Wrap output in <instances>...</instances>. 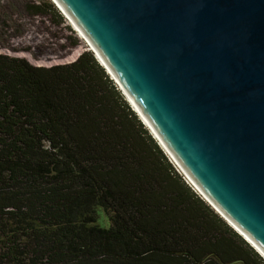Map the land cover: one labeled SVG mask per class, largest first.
Returning a JSON list of instances; mask_svg holds the SVG:
<instances>
[{
  "label": "trees",
  "instance_id": "16d2710c",
  "mask_svg": "<svg viewBox=\"0 0 264 264\" xmlns=\"http://www.w3.org/2000/svg\"><path fill=\"white\" fill-rule=\"evenodd\" d=\"M21 5L54 25L66 22L51 0ZM66 28L71 47L84 45ZM0 264L264 257L188 181L84 46L52 65L0 51Z\"/></svg>",
  "mask_w": 264,
  "mask_h": 264
},
{
  "label": "water",
  "instance_id": "95a60500",
  "mask_svg": "<svg viewBox=\"0 0 264 264\" xmlns=\"http://www.w3.org/2000/svg\"><path fill=\"white\" fill-rule=\"evenodd\" d=\"M54 2L181 172L264 254V0Z\"/></svg>",
  "mask_w": 264,
  "mask_h": 264
},
{
  "label": "rangeland",
  "instance_id": "374dc122",
  "mask_svg": "<svg viewBox=\"0 0 264 264\" xmlns=\"http://www.w3.org/2000/svg\"><path fill=\"white\" fill-rule=\"evenodd\" d=\"M21 1L0 2V5L6 2L3 5L6 10H0V51L25 56L34 64L52 65L72 61L84 46L88 47L83 39L81 43L84 45H69L70 32L66 24L72 26V23L68 19L65 23L54 25L49 17L27 14Z\"/></svg>",
  "mask_w": 264,
  "mask_h": 264
},
{
  "label": "bare ground",
  "instance_id": "6f19581e",
  "mask_svg": "<svg viewBox=\"0 0 264 264\" xmlns=\"http://www.w3.org/2000/svg\"><path fill=\"white\" fill-rule=\"evenodd\" d=\"M53 2H54V0H53ZM55 3V2H54ZM56 6H57V4H56ZM58 7V6H57ZM60 8V7H59ZM61 9V8H60ZM64 13V12H63ZM66 15V14H65ZM66 17V19H68L67 18V16H65ZM69 20V19H68ZM70 21V20H69ZM77 30V29H76ZM78 31V30H77ZM78 35L84 40V37L82 36V34H80V32L78 33ZM85 41V40H84ZM86 42V41H85ZM87 43V42H86ZM88 45V44H87ZM231 224H230V223ZM228 223L231 225V226H233V227H235L236 229H237V231L239 230L231 221H229ZM240 231V230H239ZM241 232V231H240ZM242 233V232H241ZM243 234V233H242ZM244 235V234H243ZM244 237L246 238V240L247 241H249L254 247H255V249H257L258 251H259V253L264 257V254L244 235Z\"/></svg>",
  "mask_w": 264,
  "mask_h": 264
},
{
  "label": "clouds",
  "instance_id": "9594fccd",
  "mask_svg": "<svg viewBox=\"0 0 264 264\" xmlns=\"http://www.w3.org/2000/svg\"><path fill=\"white\" fill-rule=\"evenodd\" d=\"M59 8V7H58ZM60 10V9H59ZM61 11V10H60ZM63 14V13H62ZM64 15V14H63ZM73 26V25H72ZM74 28V26H73ZM75 29V28H74ZM77 31V30H76ZM78 33V32H77ZM133 107V106H132ZM176 164V163H175ZM177 165V164H176ZM180 169V168H179ZM186 177V176H185ZM187 178V177H186ZM188 179V178H187ZM189 181V180H188ZM190 182V181H189ZM191 183V182H190ZM192 184V183H191ZM193 185V184H192ZM194 186V185H193ZM195 187V186H194ZM197 190V189H196ZM198 191V190H197ZM236 230V229H235ZM237 231V230H236ZM250 243V242H249ZM252 245V244H251ZM253 246V245H252ZM254 247V246H253Z\"/></svg>",
  "mask_w": 264,
  "mask_h": 264
}]
</instances>
